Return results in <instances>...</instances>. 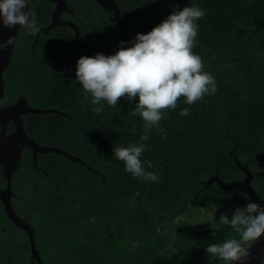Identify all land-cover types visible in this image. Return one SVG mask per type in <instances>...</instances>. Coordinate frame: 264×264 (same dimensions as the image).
<instances>
[{"label": "trees", "instance_id": "obj_1", "mask_svg": "<svg viewBox=\"0 0 264 264\" xmlns=\"http://www.w3.org/2000/svg\"><path fill=\"white\" fill-rule=\"evenodd\" d=\"M186 1L205 12L197 21L193 51L202 58L205 71L214 77L217 91L192 105L181 98L177 108L169 110L160 123L166 130L165 138L154 129L148 140H140L143 121L132 114L136 100L121 98L116 107L102 102L104 112H92L101 105L91 104V96L84 92L75 72L80 57L97 53L79 47L68 27L40 36L33 52V35L21 29L11 62L3 73V103L23 96L32 107L56 109L68 115H26L24 130L35 141L57 142L58 147L95 169V176L81 167L78 171L95 178L97 203L108 202L107 188L115 186L122 194L125 187L127 203L162 205L172 213H179L177 206L186 203L216 206L214 220L218 223L221 214L226 213L230 219L235 209L245 207L247 201L246 195L237 190L221 191L216 184L203 188L205 181L215 175L224 182L242 178L233 157L248 166L251 185L264 199V0ZM87 2L94 7L85 4V8L76 9L82 22L78 29L87 27V34L95 37V48L109 56L119 50L121 42L131 47L134 40L111 34L115 31L111 16L101 13L93 1ZM51 7L42 1L31 6L38 27L48 22ZM118 7L128 33L147 34L175 12L177 3L123 0ZM98 34L104 38H98ZM185 107L190 115L181 116ZM131 143L146 145L141 160L152 162V168L146 170L154 172L158 182L134 179L114 158L113 148ZM99 175L106 185L99 183ZM174 226L177 237L169 251L180 254L175 257L178 264H223L205 249L237 235L229 226L212 229L209 220L195 226L184 219Z\"/></svg>", "mask_w": 264, "mask_h": 264}, {"label": "flooded vegetation", "instance_id": "obj_2", "mask_svg": "<svg viewBox=\"0 0 264 264\" xmlns=\"http://www.w3.org/2000/svg\"><path fill=\"white\" fill-rule=\"evenodd\" d=\"M38 1L42 0H30L29 7L38 4ZM64 1L69 11L62 12L60 20L76 27L78 41L89 45L85 49L95 47V37L87 34V27L78 29L82 22L76 12L78 8H85V4L90 9L94 6L88 0ZM118 2L116 0L117 6ZM44 3L52 7L48 22L39 29L50 25L55 8L52 3ZM96 5L101 13H108L114 21L112 12ZM58 27L68 26H57L48 34L39 35L38 40L42 35L49 36ZM68 28L80 47L74 38V30ZM116 33L115 24V31L112 30L111 34ZM97 37L104 38V35L98 34ZM34 40L35 34L31 52L38 42L34 45ZM24 116H21L22 122ZM8 126L11 128L8 132H11L13 125ZM28 137L40 148H55L72 159L55 153L38 152L34 156L30 148L24 147L19 165L11 175L9 189L0 167V191L9 190L3 198L0 197V264H178L175 257L180 254L169 251L177 237L174 225L184 219L195 226L209 220L211 208L190 203L177 206L179 213H172L162 205L127 203L125 187L121 189L122 194L118 193L115 186L107 188L108 202L97 203L94 195L97 191L95 178H88L85 173L78 171L81 167L95 176V169L58 147L57 142H38ZM228 155L232 157L231 152ZM240 172L242 178L238 180L244 178L243 172ZM99 183L106 185L101 175ZM3 199L8 200L10 211L5 210ZM173 215V219H170ZM216 215L217 211L214 217Z\"/></svg>", "mask_w": 264, "mask_h": 264}, {"label": "clouds", "instance_id": "obj_3", "mask_svg": "<svg viewBox=\"0 0 264 264\" xmlns=\"http://www.w3.org/2000/svg\"><path fill=\"white\" fill-rule=\"evenodd\" d=\"M30 0H0V29L12 30L19 26L26 35L37 34L36 12L29 7ZM205 15L198 6L184 7L172 12L147 34H137L131 47L123 42L114 55L96 54L80 57L76 66V80L84 92L91 96L95 115L104 112L102 102L116 107L121 98L136 100L132 114L143 121L141 141H146L152 130L166 137L160 127L169 110H175L181 98L187 105L200 101L205 95L217 91L214 77L204 68L202 58L195 54L198 34L197 21ZM14 37L0 42V50L14 43ZM181 116L190 115L185 107ZM146 145L131 143L127 147L113 148V156L124 164L125 171L134 179L158 182V176L146 169L150 160H141ZM216 206L211 207L208 219L212 229L229 226L237 234L223 243H211L205 249L212 259L223 264H246L251 246L264 237V205L250 199L243 208H237L229 219L221 214L214 220Z\"/></svg>", "mask_w": 264, "mask_h": 264}, {"label": "water", "instance_id": "obj_4", "mask_svg": "<svg viewBox=\"0 0 264 264\" xmlns=\"http://www.w3.org/2000/svg\"><path fill=\"white\" fill-rule=\"evenodd\" d=\"M44 2H49L55 5L52 12L51 23L45 28L38 30L35 34V42H37L39 35L48 34L49 31L53 30L57 26H68L74 30V38L76 42L80 45L82 49L87 48L89 45L80 43L78 41V30L76 27L67 21L60 20V14L62 12L69 11L66 7V2L64 0H42ZM98 4L100 8L105 11L113 13V19L117 26V33L115 38H130L135 39L136 35L139 33H128L120 19V9L116 4V0H93ZM122 2L123 0H118ZM177 3V8L175 11H180L184 7H188L189 3L186 0H175ZM21 28L17 26L16 28L9 30L6 28L0 29V42L7 41L9 37H14V43L8 47L0 50V167L4 173V177L8 181V189L10 178L13 172H15L16 167L19 165L21 150L24 147L30 148L33 151V155L36 153H55L62 156H66L68 159H72L71 156L66 155L64 152L59 151L55 148H40L31 138H29L23 129V122L21 119L22 115H48L54 114L59 117H68L67 114L57 111L56 109H39L27 105L26 100L23 97H19L14 103L4 104V92L5 85L3 80V73L8 68L14 47L16 45V40L18 33ZM33 45V47H34ZM91 50L97 54H105L102 51L97 50L95 47L91 46ZM13 125V130L8 132V125ZM79 161L78 159H74ZM234 162L237 168L243 172L244 178L242 180H233L230 182L222 181L218 176H212L207 181H205L203 188H208L211 184H216L221 191L237 190L244 193L247 197V202L250 199L256 203L264 205V200L252 189L250 182L252 180V174L247 168V165H241L236 158ZM97 174V172H94ZM9 190L2 192L0 191V197L3 198L5 194H8ZM197 199V196H195ZM246 202V203H247ZM5 210L10 211L9 202L7 199H3ZM246 206V205H245ZM246 264H264V237H261L258 241L254 242L251 246V255L246 261Z\"/></svg>", "mask_w": 264, "mask_h": 264}]
</instances>
